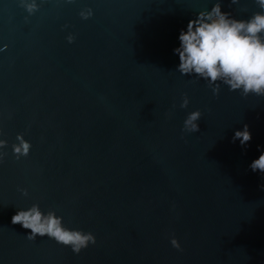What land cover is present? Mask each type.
Segmentation results:
<instances>
[{
  "label": "water",
  "instance_id": "obj_1",
  "mask_svg": "<svg viewBox=\"0 0 264 264\" xmlns=\"http://www.w3.org/2000/svg\"><path fill=\"white\" fill-rule=\"evenodd\" d=\"M214 3L45 0L30 15L0 0V264H264V175L250 168L264 152V97L226 85L217 97L176 71L181 30ZM222 11L260 9L224 0ZM196 110L200 131L183 133ZM20 133L32 149L16 160ZM34 203L97 243L77 255L29 240L12 217Z\"/></svg>",
  "mask_w": 264,
  "mask_h": 264
},
{
  "label": "clouds",
  "instance_id": "obj_2",
  "mask_svg": "<svg viewBox=\"0 0 264 264\" xmlns=\"http://www.w3.org/2000/svg\"><path fill=\"white\" fill-rule=\"evenodd\" d=\"M45 0H19L20 6L30 15L40 10ZM73 4L76 0H64ZM224 0H215L211 10L205 9L192 18L186 30L182 29L179 35L180 46L174 49L179 56V65L176 71L182 75H195L197 80L207 82L215 96H219L222 85L228 86L230 91L239 90L243 97L255 95L264 97V0H254L260 11L255 12L248 19H238L232 12L222 11ZM231 4H239L240 0H230ZM80 16L87 20L94 15L92 8L82 10ZM27 20V17L25 18ZM67 27V25H65ZM69 43H74L76 36H67ZM190 99L185 93L181 108H188ZM202 111L196 110L186 117L182 132L185 134L200 131L199 121ZM4 131L0 128V137ZM183 138V136H182ZM18 143L12 145L16 160L27 157L31 153L32 144L20 133L16 137ZM239 140L242 147L249 145L252 134L247 124L243 130H237L233 142ZM8 146L6 139H0V164L8 153L3 151ZM250 168L253 172L264 175V152L255 159ZM264 188V185H262ZM24 197L29 196L27 188H18ZM13 224L22 225L30 229L27 235L29 240L37 237H48L58 244L70 247L79 255L90 245L97 243L96 236L91 232L73 230L65 226L64 218L57 215L55 209L47 212L41 209L39 203H34L27 209H19L12 217ZM171 244L182 251L180 242L171 239Z\"/></svg>",
  "mask_w": 264,
  "mask_h": 264
}]
</instances>
